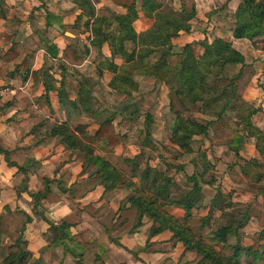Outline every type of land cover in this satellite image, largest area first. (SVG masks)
Listing matches in <instances>:
<instances>
[{
    "label": "crops",
    "instance_id": "1",
    "mask_svg": "<svg viewBox=\"0 0 264 264\" xmlns=\"http://www.w3.org/2000/svg\"><path fill=\"white\" fill-rule=\"evenodd\" d=\"M132 1L94 0V13L101 16L122 13ZM160 1L176 10L187 9V3L194 9L189 30L180 31L170 39L174 50L189 42L197 54L202 41L221 37L230 41L244 59L251 62L253 74L242 98L258 108L251 120L264 128L263 43L257 45L256 41L231 35L232 9L236 0H222L219 6V0ZM46 18L50 24L46 23ZM84 19L82 10L73 0H0V52L2 54L11 41L21 44L15 57L9 60L0 57V84L11 88L0 96V147L4 149V152L0 151V213L22 208L31 214L22 230L21 244L29 253L20 264H195L199 255L193 249H184L169 229L149 233L151 219L145 213L139 216L136 207L129 204V189L124 185L108 189L96 185L75 197L69 193L68 185L90 176L94 166L84 163L82 151L64 147L56 135L48 133L52 123L63 121L76 127V133L94 146V152L110 162L127 150L130 138L124 133L125 127H136L134 122L116 114L112 123L114 129L122 133V139L111 148L105 146L95 133L99 118L95 111L102 110L92 105L95 91L102 89L103 94H114L119 100L117 103L126 97L107 86L112 73L101 63L105 58L117 65L123 60L119 54L110 55L107 41L98 46L90 44V29L84 27ZM54 23L61 30L54 27ZM150 24L151 19L137 6L133 29L139 32ZM114 26L104 24L102 31H114ZM63 30L71 32L72 36L65 35ZM11 35L10 41L3 38ZM45 40L56 46L55 55L49 54ZM66 41L77 43L83 55L80 63L69 64L61 58ZM124 46L131 49L129 41H125ZM154 59L152 53L144 60ZM238 66L229 64L225 71L231 74ZM132 79L138 85L139 99L143 96L141 105L138 101L139 126L144 121L156 145L168 143L177 151L169 137L166 138L175 107L174 100H171L173 106L169 105L168 83L139 72L133 73ZM80 89L88 98L89 109L79 102ZM143 100L151 105L148 110L143 108ZM145 113L150 116L149 120H144ZM190 114L197 119L206 116L198 110ZM188 144L190 152L181 153L182 159L178 162L182 167L167 173L182 187L185 176L193 169L201 170L205 164L209 167L204 177L212 176L214 180L201 185V206L191 209L198 225L199 217L209 209V200L217 186L223 193L222 201H217L219 205L211 208L206 224L199 227L204 231L201 237L214 243L217 249L221 248L222 243L211 230L225 222L226 213H245L246 223L237 233L239 242L251 248L264 245V179L254 187L248 186V179L240 172L238 158L257 156L254 138L246 134L242 124L235 123L232 111L228 110L211 121L205 133L193 136ZM138 146L140 154L143 153L146 147H141L140 141ZM127 156L134 157L130 153ZM176 158L167 155L161 157V161L175 164ZM150 165L159 167L158 164ZM137 171L133 180L137 179ZM46 186L47 190L36 195L34 201L32 193L42 192ZM164 208L176 217H181L184 212L174 204ZM61 221L67 225L55 231L52 225ZM6 240L7 236L0 232V263L6 254L3 249ZM233 240L234 235L229 234L227 241Z\"/></svg>",
    "mask_w": 264,
    "mask_h": 264
},
{
    "label": "trees",
    "instance_id": "2",
    "mask_svg": "<svg viewBox=\"0 0 264 264\" xmlns=\"http://www.w3.org/2000/svg\"><path fill=\"white\" fill-rule=\"evenodd\" d=\"M82 10L85 19L84 27L90 29L89 42L96 46L107 41L110 55L119 54L122 63L115 64L105 58L102 66L107 68L111 77L107 86L114 92L124 94L123 101L111 107L95 111L99 116L95 133L100 136L103 144L109 148L117 145L122 139V133L113 127L112 119L116 114L136 122L138 115V85L132 79L135 72L151 75L169 85L170 102L174 100L180 108L173 110V121L169 130V142L177 147L178 153H189L191 147L188 141L195 135L205 133L208 124L219 118L225 111H232L236 124H242L246 134L254 138V147L257 156L248 159L239 158L240 172L252 184L264 179V128L253 124L251 116L258 108L242 98V92L248 84L253 67L251 62L244 59L243 54L231 45V42L221 37H213L209 42L200 43V52L195 54L192 43H184L178 50H174L170 39L178 32L189 30L190 18L194 15L193 7L176 10L160 0H133L126 6L122 13L114 12L110 16H101L94 13V0H73ZM228 1V0H227ZM137 6L144 16L151 19V24L136 32L132 21L137 16ZM80 15L78 16V18ZM46 23L50 21L46 18ZM115 25L114 31H102V25ZM2 34V33H1ZM233 37H245L252 42L256 38L263 43L264 48V0H236L233 10L231 26ZM65 37V35H63ZM9 41L11 36H4ZM129 41L131 49L127 50L124 42ZM50 55H55L57 48L45 40ZM21 44L10 42L9 47L1 54L4 60L15 57ZM86 50V49H85ZM155 54L152 61L144 60L150 54ZM61 58L69 64H78L82 61V51L76 42L66 41L61 49ZM173 56V58H171ZM229 64H239L236 71L227 74L225 69ZM79 102L88 108V98L78 91ZM190 106L206 115L197 119L191 114H185ZM150 116L145 113L144 120ZM140 146L156 149L157 145L143 124ZM76 127H70L66 122L52 123L48 133L56 135L58 140L69 149H76L84 153V163L92 164L94 171L81 181H73L68 185L72 197L101 185L104 189L124 185L129 189L127 200L136 207L139 216L147 214L151 219L149 233L153 234L160 229L167 228L172 235L180 240L184 249H193L198 255L195 264H264V245L251 248L242 245L238 239V229L247 220L245 213H226V220L211 230L221 248H216L213 243L206 242L200 234L195 233L188 223L191 209L201 206L203 194L201 185L212 183L214 178L204 177V172L209 168L206 164L202 169H193L185 176L184 186L180 187L167 173V169L178 170L182 167L178 163L166 162L165 168L146 163L137 171V183L132 179L136 173L134 157L125 156L129 161L128 173L116 167L112 162L94 152V146L83 140L77 133ZM241 137L238 138V141ZM0 151L4 149L0 147ZM173 158L176 155L172 154ZM47 182V179H44ZM79 189V190H77ZM42 192L32 193L34 197ZM174 193V194H173ZM223 193L217 186L214 195L210 198L207 213L199 217V227L206 224L211 208L219 205ZM174 204L183 209V215L176 217L169 213L164 206ZM223 214V211H221ZM225 214V213H224ZM31 214L22 208H14L0 213V232L7 236L3 245L6 254L0 264H20L27 250L22 249V230L26 222L30 221ZM67 225L61 221L52 225L54 230H59ZM229 234L234 235L232 242L227 241Z\"/></svg>",
    "mask_w": 264,
    "mask_h": 264
},
{
    "label": "rangeland",
    "instance_id": "3",
    "mask_svg": "<svg viewBox=\"0 0 264 264\" xmlns=\"http://www.w3.org/2000/svg\"><path fill=\"white\" fill-rule=\"evenodd\" d=\"M221 1L222 0H219V4L217 6H219L222 3ZM223 4H225V2H223ZM186 8L187 9L189 8V4L188 3L186 4ZM232 10H234V9H232ZM256 44L257 45H262V42L259 41L258 38H256ZM93 98H94V100L92 101V103H93L92 105H93L94 108H97V109H104V108H107V107H111L112 105L116 104L119 101V100H117L118 99L117 96H115L114 94H112V95L103 94L102 89L96 90ZM137 98H138L139 104L141 105L143 96L139 99V92H138ZM147 100H145V102L143 100V103L142 104H143V108L144 109L147 108V110H148L151 105L149 106ZM173 104H175L174 105L175 106L174 109L180 108V106L175 101H174ZM173 104H172V106H173ZM195 109H196V106H190L189 107V110L190 111L185 110L184 113L185 114H190V112L191 111H194ZM93 118H95V117H93ZM139 119H140V117L137 116V118H136L137 121L134 122V125L136 126L135 128H133L134 126H132V128L125 127L124 133H126L127 134L126 136H129V138H130L127 141L128 142L127 150L124 152V155L115 156L114 161L112 163L115 166H117L118 168L124 170L127 173H128V169L130 167L129 161H126L124 159V157L127 156V153L132 154V156H134V157L136 156L135 160L136 161L138 160V162H137V168H139V169L143 167V165H144L145 162L146 163H150V164H152V163L153 164H158L159 165V168H165L166 167V165H165L166 162L164 163V161H161V157H165L166 158L167 155H172V154L178 156V158L174 159V161H175L174 163H178L182 159L181 158V153L178 154L177 151H176V148H172V146L171 145H168V143L167 144H164V145H161L160 143H158L156 141L158 143L156 149H150V148L148 149V148H146V149L143 150V153L140 154V152H139V146H138V141H140V139H141L142 132H141L140 126H139V124L141 123V120H139ZM150 133H152V132L150 131ZM167 137H168V135H166V138ZM156 156L158 158L157 161H156ZM127 157H129V156H127ZM171 170L172 169L170 168V169H167L166 171L167 172H170ZM136 171H137V169H136ZM246 184L248 186H250V187H254L255 186V184H252L249 181ZM197 222L198 221H197V219H196L195 216H192L191 215V217L188 219V223L191 226V229L195 233H198V234H202L203 233L204 234V231H201L199 229V226H198ZM205 237L207 238V236H205Z\"/></svg>",
    "mask_w": 264,
    "mask_h": 264
},
{
    "label": "built area",
    "instance_id": "4",
    "mask_svg": "<svg viewBox=\"0 0 264 264\" xmlns=\"http://www.w3.org/2000/svg\"><path fill=\"white\" fill-rule=\"evenodd\" d=\"M11 88L8 86V85H2L0 84V96L4 93V92H7V91H10Z\"/></svg>",
    "mask_w": 264,
    "mask_h": 264
},
{
    "label": "water",
    "instance_id": "5",
    "mask_svg": "<svg viewBox=\"0 0 264 264\" xmlns=\"http://www.w3.org/2000/svg\"><path fill=\"white\" fill-rule=\"evenodd\" d=\"M53 26L56 27L57 29L61 30V28L57 24L54 23ZM63 33L65 35L72 36V33L67 31V30H63Z\"/></svg>",
    "mask_w": 264,
    "mask_h": 264
}]
</instances>
